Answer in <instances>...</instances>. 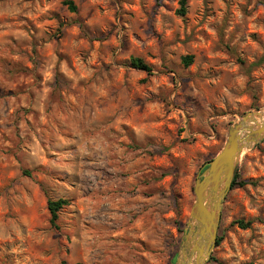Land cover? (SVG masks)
<instances>
[{
    "label": "rangeland",
    "instance_id": "rangeland-1",
    "mask_svg": "<svg viewBox=\"0 0 264 264\" xmlns=\"http://www.w3.org/2000/svg\"><path fill=\"white\" fill-rule=\"evenodd\" d=\"M180 2L0 0V264H172L197 179L264 107V0ZM236 173L207 264H264V140Z\"/></svg>",
    "mask_w": 264,
    "mask_h": 264
},
{
    "label": "water",
    "instance_id": "water-1",
    "mask_svg": "<svg viewBox=\"0 0 264 264\" xmlns=\"http://www.w3.org/2000/svg\"><path fill=\"white\" fill-rule=\"evenodd\" d=\"M264 140V107L239 117L229 128L220 152L207 164L194 187L190 211L176 262L207 264L217 245L222 207L242 156Z\"/></svg>",
    "mask_w": 264,
    "mask_h": 264
},
{
    "label": "trees",
    "instance_id": "trees-1",
    "mask_svg": "<svg viewBox=\"0 0 264 264\" xmlns=\"http://www.w3.org/2000/svg\"><path fill=\"white\" fill-rule=\"evenodd\" d=\"M63 4L67 7V9L70 12L75 13L78 10V6L76 5L75 0H63ZM180 4H181V7L178 10V15L181 17H185L187 14V8H186L187 0H181ZM183 61H184L185 65L188 66L193 62V56L184 57ZM131 64L133 67L140 69V70H144L146 72H151V70H152V68L142 58H139V57H132L131 58ZM206 168H204L203 171ZM246 184H247V182L240 180L239 174L236 173L234 180H233V183H232V189L235 188L236 186L243 187ZM69 204H70V202L68 200H65V199H58V200L50 199V200H48V210L50 213V226H51V228L56 229V230L60 229V226L58 224L59 212L65 206H68ZM234 224H237L241 229H248L251 227L252 221L245 222L244 220L240 219V220L234 221ZM181 233H182V231H181ZM221 241H222V237H220V235L218 233L217 245H219L221 243ZM177 251H178V246H177V250L175 252L172 264H174V262L176 260ZM212 259H213V257H212ZM64 264H66V263H64ZM77 264H80V263H77Z\"/></svg>",
    "mask_w": 264,
    "mask_h": 264
}]
</instances>
